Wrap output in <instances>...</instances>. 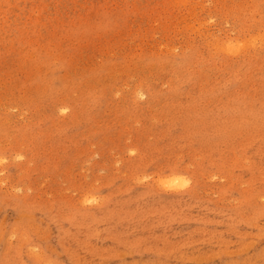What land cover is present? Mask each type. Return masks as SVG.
Masks as SVG:
<instances>
[{"label":"rangeland","instance_id":"rangeland-1","mask_svg":"<svg viewBox=\"0 0 264 264\" xmlns=\"http://www.w3.org/2000/svg\"><path fill=\"white\" fill-rule=\"evenodd\" d=\"M0 264H264V0H0Z\"/></svg>","mask_w":264,"mask_h":264},{"label":"bare ground","instance_id":"bare-ground-1","mask_svg":"<svg viewBox=\"0 0 264 264\" xmlns=\"http://www.w3.org/2000/svg\"><path fill=\"white\" fill-rule=\"evenodd\" d=\"M179 176H181V175H179ZM174 179H176V178H174ZM174 179H173V180H174ZM177 179H179V177H177ZM181 179H182V178H181ZM187 180H188V179H187ZM179 182H181V181H178V183H179ZM182 182H184V180H183ZM182 182H181V183H182ZM162 183H165V181L162 182ZM167 183H169V181H168ZM175 184H176V182H175ZM182 184H183V183H182ZM186 184H187V183H186ZM167 185H168V184H167ZM171 185H172V187H173L174 184H173V181H172V183H171V180H170L169 186H167V187H170ZM178 185H179V184H178ZM178 185H176V186H178ZM174 186H175V185H174ZM175 188H176V187H175ZM176 189H177V188H176Z\"/></svg>","mask_w":264,"mask_h":264}]
</instances>
